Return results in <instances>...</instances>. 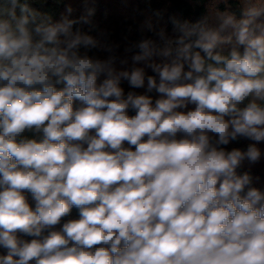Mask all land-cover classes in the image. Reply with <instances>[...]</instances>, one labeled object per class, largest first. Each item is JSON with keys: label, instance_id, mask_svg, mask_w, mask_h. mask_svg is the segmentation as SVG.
Wrapping results in <instances>:
<instances>
[{"label": "clouds", "instance_id": "9594fccd", "mask_svg": "<svg viewBox=\"0 0 264 264\" xmlns=\"http://www.w3.org/2000/svg\"><path fill=\"white\" fill-rule=\"evenodd\" d=\"M247 3L122 44L92 8L0 0V264H264V191L238 172L264 157V0Z\"/></svg>", "mask_w": 264, "mask_h": 264}, {"label": "trees", "instance_id": "16d2710c", "mask_svg": "<svg viewBox=\"0 0 264 264\" xmlns=\"http://www.w3.org/2000/svg\"><path fill=\"white\" fill-rule=\"evenodd\" d=\"M69 5L73 9L71 14L73 18L82 15L86 8L94 9L92 19L96 29L109 33L112 40L123 44L125 37L128 40L137 39L139 36V26L149 18L153 20L160 19L161 24L167 25L169 34H172L171 17L182 21L187 20L190 23H195L204 17H209L210 22L214 23L217 11L227 9L235 13L239 18L241 11L248 6V3L247 0H61L52 6V13L50 15L54 20H59L66 14V8ZM82 27L85 31L88 30L87 25H83ZM147 71L149 75L153 74L150 69ZM121 86L126 93L131 90L137 94H148L154 99L158 98V94L155 91L146 93V86L141 89H130L126 81L122 82ZM78 103V101L74 102L77 105ZM188 107L191 109L194 105H189ZM130 114L134 113L130 112ZM251 143L253 141L241 138L225 147L227 150H232L233 148L246 150ZM257 146L264 151V142H260ZM245 171L249 172L253 177L252 186L264 191V157L254 165H249L245 162L238 169L239 173ZM29 201L31 203L30 195ZM75 218H78V210L73 208L71 215L65 217L64 220ZM59 227L58 225L57 228ZM0 250L3 252L2 249Z\"/></svg>", "mask_w": 264, "mask_h": 264}, {"label": "crops", "instance_id": "0c3cea01", "mask_svg": "<svg viewBox=\"0 0 264 264\" xmlns=\"http://www.w3.org/2000/svg\"><path fill=\"white\" fill-rule=\"evenodd\" d=\"M60 1L61 0H30V5L34 9L50 15L52 13V6ZM17 11L19 10L17 9Z\"/></svg>", "mask_w": 264, "mask_h": 264}, {"label": "rangeland", "instance_id": "374dc122", "mask_svg": "<svg viewBox=\"0 0 264 264\" xmlns=\"http://www.w3.org/2000/svg\"><path fill=\"white\" fill-rule=\"evenodd\" d=\"M0 252H2V251L0 250Z\"/></svg>", "mask_w": 264, "mask_h": 264}]
</instances>
